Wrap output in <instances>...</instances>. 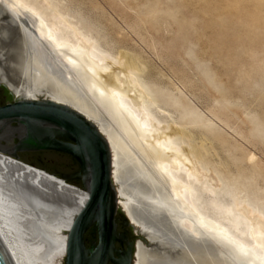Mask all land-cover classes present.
I'll list each match as a JSON object with an SVG mask.
<instances>
[{"label":"bare ground","instance_id":"obj_1","mask_svg":"<svg viewBox=\"0 0 264 264\" xmlns=\"http://www.w3.org/2000/svg\"><path fill=\"white\" fill-rule=\"evenodd\" d=\"M37 1L0 0V14L8 11L23 25L32 52L31 61L15 62L19 85L8 83L0 67L1 78L18 97L42 94L97 124L113 152L120 204L134 224H147L140 214L142 206L149 213L147 203L169 213L172 235L159 233L158 223L146 226L162 241L182 245L183 253H159L138 241L135 264H264L263 210L235 195L227 200L221 181L199 162L201 151L177 140L191 132L160 118L156 98L137 77L139 64L102 49L52 0ZM87 197L0 148V236L15 264H60ZM36 208L46 220L38 219L41 229L52 237L48 252L29 226Z\"/></svg>","mask_w":264,"mask_h":264},{"label":"rangeland","instance_id":"obj_2","mask_svg":"<svg viewBox=\"0 0 264 264\" xmlns=\"http://www.w3.org/2000/svg\"><path fill=\"white\" fill-rule=\"evenodd\" d=\"M52 4L120 62L144 66L136 69L137 77L156 98L160 118L191 132L177 140L196 146L198 155L201 151L199 162L221 181L227 200L235 195L264 213V0H52ZM142 208L145 219L149 213ZM37 209L29 226L44 240L42 251L48 252L52 237L41 229L38 219L44 217ZM155 220L159 233L173 234L163 218ZM133 230L139 241L141 234L137 227Z\"/></svg>","mask_w":264,"mask_h":264},{"label":"water","instance_id":"obj_3","mask_svg":"<svg viewBox=\"0 0 264 264\" xmlns=\"http://www.w3.org/2000/svg\"><path fill=\"white\" fill-rule=\"evenodd\" d=\"M6 85L14 100L0 105V148L28 160L29 167L88 194L68 234L65 264H135L138 241L129 240L124 250L115 246L117 241L126 240L125 233L117 230L118 212L122 224L132 228L133 234V227H137L143 244L146 242L159 253H183L182 245L162 241L147 228V224L159 228L155 218L162 215L164 223L173 231L168 212L161 214L147 206L150 213L145 218L147 224L137 226L122 208L113 175V152L97 124L51 99L18 97ZM93 226L97 229L98 241L92 240L87 246L86 234ZM191 241L194 243V239ZM115 252L119 254L117 257ZM0 264H15L1 236Z\"/></svg>","mask_w":264,"mask_h":264},{"label":"flooded vegetation","instance_id":"obj_4","mask_svg":"<svg viewBox=\"0 0 264 264\" xmlns=\"http://www.w3.org/2000/svg\"><path fill=\"white\" fill-rule=\"evenodd\" d=\"M23 25L8 11L0 14V36L6 38V42L0 44V67L7 75L8 83H13L15 86L20 84V80L17 78L14 70L15 62L27 63L32 60V52L28 51V41L22 34ZM19 52V53H18ZM18 55V56H17ZM17 57V58H16ZM16 59V60H15ZM14 72V73H13ZM22 80V78H21ZM14 100L9 87L4 83V80L0 75V105L7 104ZM46 151V150H44ZM53 151V150H48ZM59 152V151H56ZM117 230L119 233H125L126 240L117 241L115 246L119 250L127 248V242L134 239L135 236L132 232V228L125 227L122 224L121 213L118 212L116 215ZM87 246H90L92 240L98 241V233L95 226H93L86 234ZM119 254L115 252L117 257ZM108 264H115L109 262Z\"/></svg>","mask_w":264,"mask_h":264},{"label":"snow or ice","instance_id":"obj_5","mask_svg":"<svg viewBox=\"0 0 264 264\" xmlns=\"http://www.w3.org/2000/svg\"><path fill=\"white\" fill-rule=\"evenodd\" d=\"M4 42H6V38L3 37V36H0V44H2V43H4Z\"/></svg>","mask_w":264,"mask_h":264},{"label":"trees","instance_id":"obj_6","mask_svg":"<svg viewBox=\"0 0 264 264\" xmlns=\"http://www.w3.org/2000/svg\"><path fill=\"white\" fill-rule=\"evenodd\" d=\"M31 163L36 164V165H38V166L40 165V167H44L42 164H38V163H35V162H31ZM72 182L77 183V184L80 183L79 181H72Z\"/></svg>","mask_w":264,"mask_h":264}]
</instances>
